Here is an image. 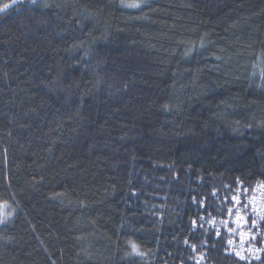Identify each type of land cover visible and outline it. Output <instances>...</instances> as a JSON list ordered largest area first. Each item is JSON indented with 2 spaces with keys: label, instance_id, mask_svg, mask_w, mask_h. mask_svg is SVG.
I'll return each instance as SVG.
<instances>
[{
  "label": "trees",
  "instance_id": "16d2710c",
  "mask_svg": "<svg viewBox=\"0 0 264 264\" xmlns=\"http://www.w3.org/2000/svg\"><path fill=\"white\" fill-rule=\"evenodd\" d=\"M0 9V264H247L208 223L264 183V0Z\"/></svg>",
  "mask_w": 264,
  "mask_h": 264
},
{
  "label": "built area",
  "instance_id": "2783aa9c",
  "mask_svg": "<svg viewBox=\"0 0 264 264\" xmlns=\"http://www.w3.org/2000/svg\"><path fill=\"white\" fill-rule=\"evenodd\" d=\"M249 190L234 192L224 216L208 223L222 235L224 249L247 264L264 258V184Z\"/></svg>",
  "mask_w": 264,
  "mask_h": 264
},
{
  "label": "rangeland",
  "instance_id": "374dc122",
  "mask_svg": "<svg viewBox=\"0 0 264 264\" xmlns=\"http://www.w3.org/2000/svg\"><path fill=\"white\" fill-rule=\"evenodd\" d=\"M12 208L6 203H0V224H4L11 219Z\"/></svg>",
  "mask_w": 264,
  "mask_h": 264
},
{
  "label": "snow or ice",
  "instance_id": "6c2138e0",
  "mask_svg": "<svg viewBox=\"0 0 264 264\" xmlns=\"http://www.w3.org/2000/svg\"><path fill=\"white\" fill-rule=\"evenodd\" d=\"M123 6L125 7H140L141 5L139 3H132V4H124ZM5 7H8V5H5ZM3 9H0V11H2ZM235 199V197H234ZM253 224H255V221H253ZM132 249H133V252H136L137 251V247L135 244L132 245ZM244 257H241V259H243ZM197 264H199V262H197Z\"/></svg>",
  "mask_w": 264,
  "mask_h": 264
},
{
  "label": "bare ground",
  "instance_id": "6f19581e",
  "mask_svg": "<svg viewBox=\"0 0 264 264\" xmlns=\"http://www.w3.org/2000/svg\"><path fill=\"white\" fill-rule=\"evenodd\" d=\"M260 183H262V182H260ZM263 184H264V183H263ZM231 196H232V195H231ZM230 198H231V197H230ZM224 251H225V253L227 252L228 254H230L227 250L224 249ZM230 255H231V254H230Z\"/></svg>",
  "mask_w": 264,
  "mask_h": 264
}]
</instances>
